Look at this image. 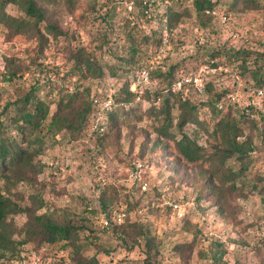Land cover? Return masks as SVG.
Returning a JSON list of instances; mask_svg holds the SVG:
<instances>
[{
  "label": "rangeland",
  "instance_id": "374dc122",
  "mask_svg": "<svg viewBox=\"0 0 264 264\" xmlns=\"http://www.w3.org/2000/svg\"><path fill=\"white\" fill-rule=\"evenodd\" d=\"M104 1L44 2L42 6L46 19L40 24L32 23L35 29L15 32L0 25V118L3 120L0 121V128H7V136L19 138L11 117L16 113L15 103L30 90L28 83L32 77L39 79L44 89L41 97L47 100L50 98L46 95L50 91L47 81L55 82L57 88L63 84L69 92L79 86L88 88L90 93L108 91L115 97L119 95L126 72L117 77L104 76L100 79L81 77L80 73L71 74L74 46L80 41L93 48L106 28L105 22L99 21V34L91 28L94 18L102 19ZM193 1L184 0L185 7L180 9L183 16L175 36L182 41L174 43L175 46L169 44L154 50L153 56H158L165 69L178 60L190 58L191 54L181 56L178 48L194 43L201 36H206L216 46L228 43L235 47L250 45L264 48V0H244L240 3L242 8L220 0L215 11L230 8L226 11L227 19L222 20L214 14L211 21L196 18ZM251 1H259L262 8L243 9ZM132 5L128 0H115L108 19L116 21L127 15ZM95 7L96 12L93 10ZM6 10L16 16L24 15L13 4H9ZM87 14L89 17L83 18ZM45 23H53L58 33L53 35L47 31ZM38 28L43 37L36 31ZM43 39L45 43L41 49ZM200 52L204 54L203 58L187 59L186 68L180 69L197 71L208 55L204 47ZM114 54L113 58L108 55L103 58L105 67L117 64L136 72L138 64L119 61L116 58L119 54L117 48ZM13 58L16 60L10 61ZM219 58V63H224V56ZM42 64L51 72H39ZM28 65L32 74L24 79ZM228 66L232 65L229 63ZM16 68L26 73L22 76L23 81L14 83L8 77ZM106 74L109 75L108 71ZM221 75L226 84L232 85L230 71ZM57 90H52L51 97L58 95ZM50 108L52 113L56 103H52ZM125 108L128 120L98 140L100 151L96 155L88 151L83 137L71 139L70 134L63 131L58 133L46 127L38 128L36 132L44 141L38 155L41 164L45 165L43 171L38 175L27 171L23 173L29 172L23 180H19L21 171L7 169V175L0 172V190L23 208L35 210L37 204L43 201L44 206L36 210L37 213H47L59 222L82 227L78 244L83 260L95 258L98 264H264V194L261 192L264 182L258 183L253 191L254 181L249 179L250 175L239 174L236 191L225 194L215 191L221 186L224 175L230 174L231 168L237 170L240 166L234 159H228L222 166L218 161L209 159L208 155L215 152L218 143L213 131L217 118L211 117L207 110L199 109L185 124L184 130L202 146L201 157L190 161L181 155L174 140L159 133L157 126L160 122L148 114V102L136 100L126 104ZM180 114L176 103L172 110L174 123ZM172 130L178 132L177 126ZM242 132L247 134L249 129L244 127ZM261 145L256 167L264 169V144ZM137 163L141 164L140 179L130 176ZM98 176L105 181L98 180ZM106 182H112L119 188L117 197L108 193L111 214L121 210L128 212L131 220L147 230L144 237L135 239L126 234L120 238L114 225L103 227L104 211L99 196L100 188ZM173 201L181 202L186 208L184 217L170 204ZM26 220V212L9 216L14 238L22 237L18 235V230ZM88 229L94 232L90 234ZM150 237L154 238L155 244L151 250L146 245ZM76 262L72 247L64 249L61 243L29 241L21 245L19 253L10 258L8 255L4 257L1 264Z\"/></svg>",
  "mask_w": 264,
  "mask_h": 264
},
{
  "label": "trees",
  "instance_id": "16d2710c",
  "mask_svg": "<svg viewBox=\"0 0 264 264\" xmlns=\"http://www.w3.org/2000/svg\"><path fill=\"white\" fill-rule=\"evenodd\" d=\"M60 1L0 0V25L10 31H26L32 28V23L40 24L46 19L42 6V4H45L44 2L56 4ZM128 1L133 4L131 11L127 15H122L120 19L112 21L108 19V16L112 11L115 0H105L102 4V19L96 20L94 18L95 20L93 19L91 24L92 30L99 34L101 29L97 21L105 22L106 28L100 34L101 37L93 48L79 41V44L74 46L75 49L71 58L74 60L71 72L73 75L80 73L81 77L88 76L100 79L104 76L117 77L121 72H126L127 76L120 88L119 95L117 94L115 97V95L111 94L112 92L108 91L90 93L88 88L79 86L69 92L63 84L57 88L55 82L47 81L46 85L50 87V91L46 92L47 96L50 95L49 100H47L41 97L44 89L42 90L39 79L32 77L28 83L30 90L15 103L16 113L11 117L19 138L7 136V128L4 126L0 128V172L3 175H7V169L10 171H21L19 180L27 178L29 172L23 175L27 171H30V173L34 172L37 175L40 174L45 165L41 164L38 155L43 149L44 141L40 134L36 132L37 129L46 127L50 131L66 132L70 134L71 139L84 138L83 132L89 121L93 96L110 94L114 97L117 106L110 113L108 129L102 134L92 136L87 141L84 139L88 151L90 150L93 155L99 154L98 140L107 136L111 131L128 120L126 104L136 100H144L149 103L148 114L160 122L157 126L159 133L174 140L183 157L190 161H196L201 157L202 146L190 137L184 127L189 120L193 119L199 109H204L210 113L211 117L217 118L213 131L218 143L215 146V152L208 155L209 159L218 161L220 166L225 164L228 159H234L240 165L237 170L228 169L230 174L224 175L221 186L217 187L215 191L220 194L236 191L239 188L236 180L239 174L245 177L250 175L251 178L249 179L254 181L252 189L255 191L258 183L264 182V169L256 167V152L260 153L261 144H264V119H252L245 112L234 108L232 105H224L222 109L218 108V104L225 97H229L239 89L235 78L232 77V85L226 84L222 79L221 73L213 75L212 80L207 82L203 94L196 91L194 87L172 91L171 87L176 78V71L185 67L187 59L204 57L200 49H197L195 53L191 54L190 58L169 64L167 69L164 70L154 66L152 61L154 50L163 45L162 31L164 29L169 35V44L175 46L177 42L182 41L176 39L175 35L180 19L183 16L180 9L185 7L183 6L184 0H155L157 16L155 25L148 24V20L145 23L143 22L144 0ZM242 1L244 0H225L224 2L233 4L232 6L237 8L241 7L240 3ZM110 2L113 4H110ZM219 3L220 0H194L193 13L199 21H211L215 16L214 11ZM9 4L15 5L24 15L16 16L10 14L6 10ZM165 4L167 8H165ZM246 8L262 7L259 1H251L246 3L243 9ZM93 10L96 12L97 7ZM226 11H230V8L227 7ZM226 11L224 12L228 15ZM88 17L89 14L83 15V18ZM44 28L53 35L58 33L53 23H45ZM36 31L43 37L41 29L38 28ZM44 43L45 39L42 40L41 49H43ZM114 47L119 51V54L116 55L119 61L128 64H138L137 70L148 68L153 77L162 79V86L153 91L146 89L143 95L139 97L137 92L132 91L130 88L136 75L135 70L133 71L131 68L117 64L104 66L103 58L105 56L115 57L116 48ZM203 47L206 54L212 58L224 56V61L232 65L230 72L237 71L244 80V85L241 87L244 94L259 87L264 89V48H255L250 45L235 47L233 44L228 43L216 46L209 39ZM13 59L10 61L16 60V58ZM219 64V62L216 63V65ZM19 71H21L19 68L14 69L10 72L8 78L13 79L14 83H16L20 80L23 81L32 74L29 72V65L26 68L27 76H23L26 72ZM49 71L51 72L50 68L43 64L39 70L43 74H48L50 73ZM106 71H108L109 75L106 74ZM254 73H256V77ZM22 76L24 79H22ZM54 89H58V95L51 97ZM158 96H161L162 99L159 105H155L154 101ZM52 103H56V108L51 113L50 107ZM176 103L179 105L181 114L178 121L174 123L172 110ZM47 119L49 120L47 121ZM0 121L3 120L0 118ZM174 126H177L178 132L172 130ZM244 127L249 129L247 134L242 132ZM100 189L102 191L99 196V203L104 211V219L108 220V224H104L103 227L108 228L114 225V230L120 235V238L126 234L135 239L144 237L147 230H144L139 223L131 220L128 212L121 222H117L114 219L116 212L111 214L108 193L110 192L117 197L119 194L118 186L112 182H106ZM261 192L264 194V183L261 187ZM43 206L44 202L41 201L37 204L35 210L23 208L0 190V264L7 255L10 258L12 255L19 253L21 245L29 241H47L51 244L61 243L64 249L67 247L73 248L77 259L76 264H98V260L95 258L90 260L82 259L81 246L78 244V240L81 238L80 232L83 228L68 222H59L47 213H37L36 210ZM23 212H26L27 220L18 230V235L22 237L17 239L13 237L14 230L8 218L10 215ZM88 231H90V234L94 232V230L89 229ZM153 239L150 237L146 241L149 250L155 246Z\"/></svg>",
  "mask_w": 264,
  "mask_h": 264
},
{
  "label": "built area",
  "instance_id": "2783aa9c",
  "mask_svg": "<svg viewBox=\"0 0 264 264\" xmlns=\"http://www.w3.org/2000/svg\"><path fill=\"white\" fill-rule=\"evenodd\" d=\"M171 1V0H168ZM155 0H144L145 8L143 10V22L146 20L148 24L155 25L157 22L156 16V4ZM165 8L167 5L165 4ZM215 14H218L222 20L227 19V15L222 11H214ZM208 38L206 36L199 37L194 43L189 44L188 46H180L178 48V53L181 56H186L189 54H193L197 49L202 50L203 45L207 42ZM162 46H168L170 43L169 35L167 31L164 29L162 31ZM154 61L153 63L158 68L164 70L165 64L159 63L158 56L152 57ZM204 62L197 69V71H186L184 69H179L176 71V78L171 87L172 91L184 90L190 87H194L196 91L200 94H203L206 88V84L208 81L212 80L213 75L217 73H228L232 66H228L229 63L224 61V63H220L216 65L219 57L212 58L207 55L204 58ZM134 80L131 84V90L137 92L138 96H142L146 89H150L151 91L162 86L163 82L160 77H153L148 68L138 69L135 73ZM233 78H235L238 82V88L234 93H232L229 97H225L219 104L218 108L222 109L224 105H232L234 108L245 112L250 118L255 120L264 119V89L259 87L254 89L251 92L243 93L241 90L244 80L242 77L234 71L232 73ZM69 88H73L69 85ZM244 97V98H243ZM162 97L158 96L154 103L155 105H159ZM117 103L112 95H95L92 98V110L90 112L89 121L87 127L84 130V139L87 141L92 136L96 134L104 133L110 123V113L116 108ZM256 156H259V153L256 152ZM100 165V161L98 162ZM262 166L264 167V160H262ZM141 164H135L134 168L131 170L130 176L134 179H140ZM98 172V170H97ZM98 180L105 181L102 176H98ZM170 204L175 208L178 214L181 217H184L186 214V208L183 207V204L179 201L170 202ZM126 217V211L121 210L115 216L116 221L121 222ZM104 224H108V220L104 219Z\"/></svg>",
  "mask_w": 264,
  "mask_h": 264
}]
</instances>
